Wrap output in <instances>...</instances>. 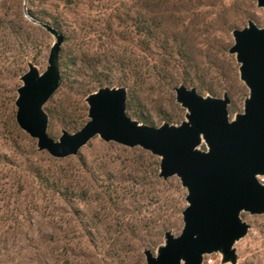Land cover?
Returning a JSON list of instances; mask_svg holds the SVG:
<instances>
[{"label":"trees","instance_id":"obj_1","mask_svg":"<svg viewBox=\"0 0 264 264\" xmlns=\"http://www.w3.org/2000/svg\"><path fill=\"white\" fill-rule=\"evenodd\" d=\"M13 1L19 5L21 0ZM7 3L5 0L0 4V60L9 54L16 61L15 68L11 66L13 79L25 71L32 32H42L35 22L65 31V39L71 43V48L61 51L59 56L62 84L45 107L51 137H57L62 129L70 133L81 129L87 122L84 98L105 86L127 88V114L149 126H154L155 120L147 109L148 102L160 105L156 99L165 95L171 109L159 112L158 121L178 124L182 120L184 110L174 103L172 94V89L181 84L196 88L200 95L219 97L227 92L231 114L235 113V102H242L247 96L238 80V66L227 54L228 45L212 36L214 24L198 20L200 14L194 15L195 10L192 12L185 4L183 8H170L167 2L156 0H95L87 15L81 13L86 6L83 1L63 0L66 15L57 12L58 7L51 0H26L28 10L24 14L32 24L19 9L12 12ZM117 147L126 153L140 154L138 159L125 164L124 175L119 178L104 163L89 167L84 161L78 162L73 176L68 170L30 160L20 166L10 165L8 171L13 175L21 172L30 187L44 197H58L68 204L80 202L89 207L86 212L72 210L71 217L94 254L111 260L120 259L123 240L140 242L141 237H147L146 245L155 248L171 227L170 216L175 218L182 212V201L170 208L164 197V188L183 192L174 179L164 182L158 178V159L138 148ZM30 155L51 165L69 160L51 158L33 146ZM145 163L150 171H146ZM125 184H132V189L122 187ZM73 185L79 190H71ZM124 195L136 204L134 209L120 210ZM99 231L105 235L103 244L92 239V233ZM139 232L144 235L139 237ZM12 251L8 242L0 238V264H13Z\"/></svg>","mask_w":264,"mask_h":264},{"label":"water","instance_id":"obj_2","mask_svg":"<svg viewBox=\"0 0 264 264\" xmlns=\"http://www.w3.org/2000/svg\"><path fill=\"white\" fill-rule=\"evenodd\" d=\"M255 1L264 10V0ZM35 24L52 36L53 44L43 73L27 64L14 106L18 128L36 141L37 151L66 159L98 137L148 152L159 159V179H178L186 206L180 234L165 231L155 253L143 250L145 264H203L205 256L214 254L221 264H238L235 245L251 229L241 214L264 216V27L248 20L243 29L231 31L233 44L227 53L234 57L238 79L248 91L242 112L232 119L227 92L221 97L200 95L181 84L172 91L185 111L184 120L149 126L127 114V88L105 86L85 97V125L74 133L61 130L55 140L47 133L44 106L62 84L64 37L50 24Z\"/></svg>","mask_w":264,"mask_h":264},{"label":"rangeland","instance_id":"obj_3","mask_svg":"<svg viewBox=\"0 0 264 264\" xmlns=\"http://www.w3.org/2000/svg\"><path fill=\"white\" fill-rule=\"evenodd\" d=\"M4 1L0 0V4ZM81 1L86 3V6H84L85 10L81 11V13L90 14L91 11L88 10V7L90 4L93 5L95 0ZM156 1L167 2L170 8H175L176 6L183 8V4H185L189 9H192V12L195 10L194 15L196 13L200 14L197 17L198 20H205L214 24L210 30L212 36L214 35L222 45H228V49L233 44L231 36L233 29H243L247 25L248 20H252L259 27H264V10L256 7L255 0ZM51 3L58 7L56 9L57 12H64V14L68 15V11L63 8V0H51ZM7 6L12 8V12H16L19 9L23 18L32 23L24 14L25 9L28 10V5L27 3L24 5V0H21L19 5H17L16 1L8 0ZM48 10L54 12L51 7ZM192 12L189 13L190 18L193 17ZM81 13L78 14L81 15ZM186 22H188V19ZM41 30L42 32H32V42L28 45L27 56L25 58V71L22 75L28 70L27 64L29 62L36 66L40 73H43L47 67V58L53 44V38L42 28ZM60 33L64 37L60 50L61 53L63 50L70 49L71 43L66 41L65 38L68 35L65 34V31H60ZM231 57L235 65H237L234 57ZM0 62L2 65V69L0 70V238L8 242L13 250L11 257L13 264H145L142 254L143 250L149 249L155 253L157 247L163 243V236L159 244L155 248H151L146 245V240L149 239L141 237L144 233L140 235L141 233L139 232L138 236L141 237L140 242L133 239L123 240L125 241V246L120 253V259L111 260L110 258H104L103 254L98 257L94 254L90 244L83 237L82 231L71 217L72 210L74 211L76 208H79L86 212L89 210V207L80 202L68 204L58 199V197H44L36 189L30 187L28 178L23 177L21 172L15 175L8 172L10 165L20 166L25 160H30L33 162L38 161L45 167L68 170L71 172V176H73L78 169V162L84 161L89 167L98 163H104L113 171H111L113 176L119 178L124 175L125 164L128 165V162L135 161L140 154L138 152L135 154L126 153L117 147L119 145L105 143L98 137H95L80 150L77 156L69 157V160L65 162L51 165L47 162L39 161L41 159H35L30 155V152L32 146L37 151L36 141L21 131L15 122L16 108L14 102L17 96L16 90L21 85L19 78L22 75L13 79L11 70L13 65V68H15L16 61L11 59L9 54H7L5 59H1ZM12 91L14 94H12ZM172 94L175 103L173 91ZM156 100L160 101V105L149 101L147 109L155 120L154 127H159L162 123L168 122L160 123L156 118L157 114L162 112V110L171 109V107L169 97L166 95L162 96V98L158 97ZM47 104L44 106V109ZM235 107L234 114L241 113L243 101H236ZM184 114L178 124L184 120ZM234 114L230 113L231 119L234 117ZM14 127L20 133L16 132ZM60 136L61 130L57 137H50L58 140ZM143 166L146 171H150L148 163H145ZM171 179H174L175 182L177 181L180 186L177 178ZM175 182H172L173 186H176ZM132 186V184H125L122 187L132 189ZM70 189L78 191L79 187L73 185ZM163 190L165 193L164 197L168 200L170 208L179 201H182V210L185 208V190L181 188L183 195L174 190L173 187L171 189L164 188ZM180 196L182 197L180 198ZM121 199L119 205L121 211H130L136 206V204H132V199H127L125 195ZM241 218L250 225L251 229L248 235L235 245L238 264H264V216H251L247 213H242ZM170 223L171 227L166 229V231L171 230L175 236L179 235L182 228L181 214L180 216H175V218L170 216ZM104 236L103 231L92 233V239L97 244H100V242L103 244L105 241H103ZM143 240L145 242H142ZM203 264H221V257L217 254L205 256Z\"/></svg>","mask_w":264,"mask_h":264},{"label":"built area","instance_id":"obj_4","mask_svg":"<svg viewBox=\"0 0 264 264\" xmlns=\"http://www.w3.org/2000/svg\"><path fill=\"white\" fill-rule=\"evenodd\" d=\"M260 181L264 184V178H260Z\"/></svg>","mask_w":264,"mask_h":264}]
</instances>
